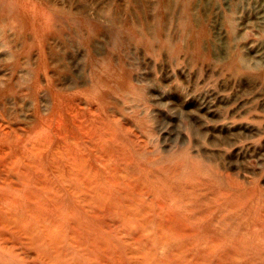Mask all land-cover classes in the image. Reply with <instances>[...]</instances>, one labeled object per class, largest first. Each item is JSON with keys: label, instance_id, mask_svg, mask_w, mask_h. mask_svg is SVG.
<instances>
[{"label": "rangeland", "instance_id": "1", "mask_svg": "<svg viewBox=\"0 0 264 264\" xmlns=\"http://www.w3.org/2000/svg\"><path fill=\"white\" fill-rule=\"evenodd\" d=\"M198 263L264 264V0H0V264Z\"/></svg>", "mask_w": 264, "mask_h": 264}, {"label": "bare ground", "instance_id": "2", "mask_svg": "<svg viewBox=\"0 0 264 264\" xmlns=\"http://www.w3.org/2000/svg\"><path fill=\"white\" fill-rule=\"evenodd\" d=\"M102 181H103V179H102ZM217 195H218V194H217ZM216 198H218V197H216ZM213 199H214V198H213ZM216 200H217V199H216ZM219 201H220V200H219ZM219 201H217V202H219ZM221 201H222V200H221ZM252 206H253V205H252ZM224 207H225V206H223L222 208H224ZM210 208L212 209V211H210V213H209L208 215L205 214V215H203V216H200V217H199L200 220H213V219L215 218V216L218 217V213H219L218 210H219V209H218V210H217V209H213L212 204H211ZM246 208H249V207L247 206ZM253 208H254V207H253ZM242 209H244V207H243ZM221 218H222V217H221ZM256 219H257V218H256ZM254 220H255V219H254ZM259 220H260V219H259ZM257 221H258V220H257ZM208 227H209V226H208ZM213 227H214V226H213ZM210 228H211V227H210ZM210 228H209V231H211ZM204 229H206V228H204ZM211 229H212V228H211ZM209 231H208V232H209ZM196 232H197V230H196ZM258 232H260V231H257V233H258ZM200 233H202V232H200ZM200 233H199V234H200ZM205 233H206V230H205ZM205 233H204V234H205ZM199 234H198V235H199ZM204 234H202V235H204ZM258 234H260V233H258ZM200 236H201V235H200ZM200 236H199V237H200ZM199 240H200V239H199ZM198 242H199V241H198ZM205 244H206V243H205ZM217 247H218V246H217ZM216 249H217V248H216ZM211 252H213V250H211ZM198 264H204V263H198Z\"/></svg>", "mask_w": 264, "mask_h": 264}]
</instances>
